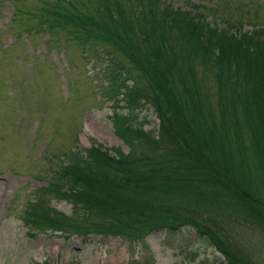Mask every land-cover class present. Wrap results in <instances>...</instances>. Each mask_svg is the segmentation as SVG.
Here are the masks:
<instances>
[{
	"label": "rangeland",
	"instance_id": "374dc122",
	"mask_svg": "<svg viewBox=\"0 0 264 264\" xmlns=\"http://www.w3.org/2000/svg\"><path fill=\"white\" fill-rule=\"evenodd\" d=\"M172 1L176 6L190 1L213 5L217 12L214 16L232 22L243 21L240 31L264 27V0ZM224 3L226 7H221ZM41 4L42 0H0V264H33L42 259L52 264H227L226 255L215 251L213 246H206L189 225L176 232L157 229L146 234L143 239L136 240V243H131L133 240L129 236L127 239L116 234H90L82 239L74 235H60V232L50 228H30L36 233L31 231L32 234H27L22 218L24 207H28L30 202L39 201V198L42 206L39 209L42 211L52 214L58 211L65 216H73L75 208L54 196L48 188L49 181L56 178L58 170L71 162L73 156L79 159L85 155L86 148H100V144L104 148L118 147L122 152H127L125 144L116 137L111 117L127 112L120 108L121 101H118L117 106L109 98L122 99V93L128 90L123 87L108 98L105 96L118 80L116 78L111 82L115 69L107 66L109 61L104 55L107 45L86 42L80 45L74 39L65 40L61 45V38H66L65 30H54L57 33L49 36L50 31L45 24H40V11L37 8ZM74 4L82 14L90 8L87 0H76ZM240 4H244L240 9L243 14L235 9V5ZM73 30L67 26L66 31L72 33ZM133 36L137 38L139 47L144 44L140 33ZM92 50H97L99 56H94ZM140 50L143 51L141 47ZM113 57L122 60L123 66L129 68L130 78L123 82L127 87L141 80L138 68L125 65V58L118 53ZM185 69L181 72L184 77L180 76L178 80L190 83L191 74L199 75L195 80L201 96L200 104L191 105L199 111L204 108L197 119H207L208 123L212 120L219 125L224 118V109H228V103L234 98L229 93L230 87L224 86L223 94L220 95L217 91L220 85L209 71L203 70L198 59L192 69ZM109 76L111 80H108ZM143 83L147 85L148 79L144 78ZM194 99L198 100L197 96ZM193 111L187 113L190 118L188 124L177 126L180 130L177 135L172 129L173 123L169 127L168 120L163 119L160 113L157 115V111H153L148 104L140 107L136 120H143L142 129L152 128L153 134L160 133L159 126L163 123L164 130L159 140L164 147L166 144L173 146L180 143L183 138L194 142L197 137L204 136L206 148L216 150L220 156L217 164L220 162L223 170L230 167L227 135L232 137L230 147L234 150L236 145H249L251 142L254 146L264 147V126L260 130L257 121L255 125L240 121L242 129L227 131L228 121L237 118L234 117V110L230 114L231 118L225 119L227 129L215 125L206 128L194 125L196 114ZM236 115L238 120L244 117L240 110ZM177 120V123H182L180 119ZM261 120L264 124V119ZM127 124L134 123L130 119L122 126ZM257 134L263 138L260 139ZM146 141L151 143L148 138ZM252 149L253 146L246 155L242 153L246 160L244 167L251 175L258 161L264 165V159L255 161ZM234 157L236 160V155ZM135 165L132 161V173L139 176ZM209 176L216 183H222L226 189L228 179L218 175ZM262 176L264 172L249 181L251 194L257 202L264 199ZM134 178L133 182L122 179L121 190L130 200L138 199V202L134 201L136 207L142 205L141 196H161L165 193L163 183L156 188L155 184L149 186L147 182H139L137 177ZM190 181L188 186L202 192L195 194L186 191L182 199L188 204L206 203L203 206L195 205L200 228L205 233L215 232V238L225 244L230 255L240 254L245 264H264V222L260 226L252 224L251 220L243 218L235 207L229 205L230 200H223L221 205L219 197L207 185H203L202 190L194 179ZM212 203L216 206H211ZM78 210L81 214L83 208ZM137 210L141 212L140 207ZM190 210L187 204L181 206L185 217L190 218ZM144 212V217L130 219L133 231L145 229L141 224L150 222L155 215L146 213V210ZM112 218L111 222L114 223L117 219H123V216L113 214ZM95 222L103 221L96 218Z\"/></svg>",
	"mask_w": 264,
	"mask_h": 264
},
{
	"label": "trees",
	"instance_id": "16d2710c",
	"mask_svg": "<svg viewBox=\"0 0 264 264\" xmlns=\"http://www.w3.org/2000/svg\"><path fill=\"white\" fill-rule=\"evenodd\" d=\"M87 2L90 8L82 14L75 7L76 0H42L43 5L37 8L40 11V24H45L46 29L50 31L49 36L57 33H54V30L63 28L66 38H61L62 42L74 39L80 45L86 42L109 47H105L104 55L109 61L108 68L115 69V72L112 73V80V75L107 78L111 82L116 78L118 80L105 96L108 98L111 93L118 92L123 87L128 90L122 93V99L109 98L115 105L121 101L120 108L127 112L124 115L111 116L114 122L112 128L116 137L127 146V153L118 147L104 148L100 144V148L85 150V155H81L79 159H76L78 156H73L71 162L59 169L56 178L48 183V188L54 196L62 198L75 208L73 216L68 217L58 211L53 214L42 211L39 209L42 208L39 198V201L30 202L28 207H24L22 218L27 233L32 234V228H50L82 238L93 233L101 236L116 234L123 238L129 236L130 240H133L131 243H134L157 229L176 232L189 225L196 237L206 246L211 245L215 251L226 255L227 264H245L241 261L240 254L233 255L231 252L230 255L225 244L215 238V232L205 233L200 228L195 207L206 203L188 204L184 202L182 195L186 191L195 194L202 192L187 185L194 179L202 190L203 185H207L217 198L219 197L221 205L223 200H230L229 205L235 207L243 218L260 226L261 222H264V199L257 202L251 194L249 181L264 172V165L258 161L264 159V147L254 146L251 142L249 145H236L234 150L230 147L232 137L227 135V158H230V167L227 166L223 170L220 162L217 164L220 156L216 150L206 148L204 136L197 137L194 142L183 138L180 143L173 146L166 144L164 147L159 140L164 130L163 123L159 126L160 133L153 134L152 128L142 129L144 121L136 120V113L140 111V107L148 104L157 111V115L160 113L169 124L173 123L175 135L180 132L177 126L188 124L190 118L187 113L193 110V114H196L193 121L195 126L211 128L215 125L227 129L225 119L231 118L230 114L235 110L234 117L237 118L228 121L227 131L242 129L240 121L254 125L257 121L261 130L264 126L261 120L264 119V27L256 26L251 30L240 31L243 21L232 22L214 16L217 13L215 6H206L201 2L187 1V4L177 6L172 0ZM225 4H221V7H226ZM243 5H235V9L240 12ZM67 26L74 28L72 33L66 31ZM137 32L143 36L144 44H140L143 51H139V42L133 36ZM148 42L150 45L147 47ZM116 53L125 58V65L129 64L132 68L140 70L141 80L138 79L136 84L127 87L123 83L130 78L129 68L123 66L122 60L113 57ZM95 55L99 56L97 53ZM196 59L203 65V70L214 76L220 85L217 88L220 95L223 94V87L228 85L229 93L234 96L232 102L228 103V109H224V118L219 125L212 120L208 123L207 119H197L204 108L199 111L198 108L191 107L192 103L200 104L201 96L195 80L199 75L191 74L190 83L178 80L180 76L184 77V74L181 75L183 69L193 68ZM144 78L148 79L147 85L143 83ZM196 96L198 100L194 99ZM239 110L244 117L238 120L236 113ZM130 119L133 125L122 126ZM177 119L182 123H177ZM258 136L263 138L262 135ZM147 138L151 141L150 144L146 141ZM251 145L255 161H258L252 175L244 167L246 160L242 155H246L247 150L252 148ZM132 161L136 163V173L139 176L132 173ZM138 168L141 169L137 171ZM209 175L224 176L228 179L226 189L222 183H216ZM134 177H137L139 182H147L149 186L155 184L156 188L160 183L165 184V193L161 196H141L142 207H136L134 201L138 202V199L130 200L121 190V180L133 182ZM262 177L264 181V176ZM156 178H159L157 183L154 182ZM186 204L188 210L191 209L190 218L181 212V206ZM139 207L141 212L137 210ZM79 208H83L81 214L78 213ZM145 210L148 211L146 213L155 215L150 222L141 224L145 229L133 231L130 219L144 217ZM113 214L123 216V219L115 221L119 224L111 222ZM96 218L103 222L96 223ZM33 223L44 225L37 226ZM35 264L49 263L42 261Z\"/></svg>",
	"mask_w": 264,
	"mask_h": 264
}]
</instances>
